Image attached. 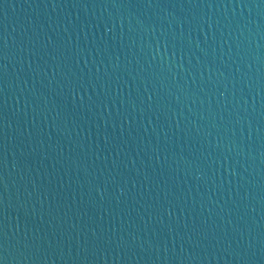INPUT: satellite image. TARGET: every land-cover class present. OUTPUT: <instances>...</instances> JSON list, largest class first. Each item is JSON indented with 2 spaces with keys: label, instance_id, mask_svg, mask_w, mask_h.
I'll return each mask as SVG.
<instances>
[{
  "label": "water",
  "instance_id": "obj_1",
  "mask_svg": "<svg viewBox=\"0 0 264 264\" xmlns=\"http://www.w3.org/2000/svg\"><path fill=\"white\" fill-rule=\"evenodd\" d=\"M0 66L4 264H264V0H0Z\"/></svg>",
  "mask_w": 264,
  "mask_h": 264
},
{
  "label": "snow or ice",
  "instance_id": "obj_2",
  "mask_svg": "<svg viewBox=\"0 0 264 264\" xmlns=\"http://www.w3.org/2000/svg\"><path fill=\"white\" fill-rule=\"evenodd\" d=\"M2 67V66H0ZM7 136L4 132L2 120H0V156H2L6 152L7 148ZM6 163V161H3ZM0 183H3L2 178H0ZM0 264H4V257L0 256Z\"/></svg>",
  "mask_w": 264,
  "mask_h": 264
}]
</instances>
